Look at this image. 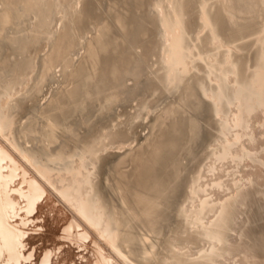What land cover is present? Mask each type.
Masks as SVG:
<instances>
[{"label": "bare ground", "instance_id": "6f19581e", "mask_svg": "<svg viewBox=\"0 0 264 264\" xmlns=\"http://www.w3.org/2000/svg\"><path fill=\"white\" fill-rule=\"evenodd\" d=\"M102 1L104 10L99 9ZM216 1L225 11L232 43L264 37V4L259 0H201L204 27L210 24L205 10H212ZM145 15L153 17L154 26ZM247 18L257 29L236 36L233 32ZM192 23L188 0H0V84L8 79L13 89L20 85L21 72L32 70L31 84L18 100L7 102V112L20 110L21 103L34 104L17 128L20 159L0 143V264H63V246L76 250L80 261L87 258L84 254L91 255L94 264H232L238 262L243 239H255L259 246L252 249L251 264H264V188L238 170L253 155L244 144L254 143L252 114L258 110L264 115V64L252 80L229 88L227 74L218 77L210 56L201 52L206 39L193 42ZM153 31L160 44L159 63L152 70L146 67L143 75ZM188 42L192 50L186 62ZM262 46L264 56V39ZM15 51L26 56L13 62ZM227 53L226 63L230 50ZM193 70L202 96L214 104L211 114L217 121L203 129L216 134L220 150L215 153L203 151L206 136L192 133L191 120L169 106L177 100V84ZM143 76L147 79L141 82ZM196 101L189 94L185 106L195 107ZM164 109L167 120L157 122ZM3 125L0 119V133ZM260 127L264 132V119ZM101 137L105 149L113 146L104 153L100 185L110 207V236L98 232L78 201L83 177L73 178L75 188L68 195L56 189L69 211L26 166L38 171L40 163L68 172L77 151L93 148ZM190 144L184 171L179 162ZM206 160L211 171L217 162L234 166L227 173L230 184L214 183L223 193L217 200L207 191L204 199L198 197ZM56 205L68 212L58 243L37 253L30 241L42 228L35 223L37 212L46 209L42 214L54 220L53 214H63ZM179 215L181 221L172 222ZM258 217L262 223L256 228L253 221ZM167 232L178 250L165 251ZM191 250L195 253L189 254Z\"/></svg>", "mask_w": 264, "mask_h": 264}, {"label": "rangeland", "instance_id": "374dc122", "mask_svg": "<svg viewBox=\"0 0 264 264\" xmlns=\"http://www.w3.org/2000/svg\"><path fill=\"white\" fill-rule=\"evenodd\" d=\"M188 1L191 5V14L193 19V42L199 44L202 39H206L204 48L201 49V52L205 57L207 55L210 56L208 61L210 62V65L216 66L218 77H221L220 72L226 73L227 77L225 83L229 88L235 87L236 82L244 83L252 80L256 71L264 64V56L262 53V42L264 37L261 36L259 39H254L252 37L249 39V42L247 39H245L240 42L232 43V35L227 33V27L223 21L226 18V14L219 1L215 2L212 10H205L210 16V24L207 27H204L202 24L203 18L200 7L201 0ZM259 1L261 4H264V0ZM105 8V1H102L99 9L104 10ZM145 19L151 27L154 26L152 16L145 15ZM245 22L246 24H244V26H241L238 30L233 32L236 36L240 37L241 35H250L258 27V25H255L254 22L248 18ZM27 25L29 24L27 23L26 26ZM149 38L152 42L151 53L144 63L146 66L144 65L145 67L142 70L143 75L147 70L146 67L152 70L156 68L157 64L159 63L158 49L160 44L158 43L156 33L153 31ZM187 45L188 48L183 52V55L185 56V61L189 62L188 57L190 55L189 52L192 50V43L188 42ZM80 49L81 46H78L75 49L74 54L77 55L78 52L81 51ZM207 50H209L208 54L206 53ZM228 50H230V59L229 62L226 63L224 62V59L228 55ZM24 56H26L25 52L15 51L11 54L10 59L11 61L15 62L21 60ZM35 58H37V56ZM21 75L22 80L20 85L13 89H9L8 79L0 84V119L4 122V125L2 126V132L0 133V143L3 144L9 150V152H11L14 156H17L19 159L20 156L18 150L23 151V148L19 146L17 128L24 112L27 110H32L34 104L21 103L20 110H16V112L13 114H8L6 104L10 100H18L19 97L24 93L26 86L31 84V69L21 72ZM146 79L147 78L143 76L141 82L145 81ZM128 80V84H130V78ZM210 80V84L214 88V85H216L214 75L210 76ZM218 84H221V81H218ZM177 85L179 90L174 94L177 100L174 103H170L169 106L173 105L178 115H185L191 120L193 127L189 129L192 133L206 136L205 142L203 144V151H205V153L208 154L210 152H218L220 150V146L216 142V134L203 129L204 127L207 128L208 126L213 125L215 121H217V118H214V116L211 114L214 106L212 100L202 96L200 81L197 79V72L193 70L186 78L182 80V82ZM213 88L212 91H215ZM189 94H194L196 96L197 101L195 107L187 108L185 106L186 96ZM222 106L223 108H226L224 104ZM165 110L166 109H164L159 114L157 122H163L167 120V114ZM34 112H36V110H34ZM119 115H121V113ZM252 118L251 124L255 137V144H249L248 142H244V144L249 150L253 151V155L250 157V160L245 161L238 170L240 175L251 174L254 180H256V183L258 185L261 184L260 186L264 188V132L263 128L260 127L263 122L264 115L261 114L260 111L256 110L252 114ZM157 122L155 121L152 124V127H154ZM104 143V139L101 137L95 141L93 148L86 147L84 149L78 150L73 159L72 165L69 167L70 171L68 172L62 168H53L52 166H44L43 164L39 163L37 169L44 176L41 177L36 169L28 166L27 164L26 166L28 170L36 177V179L44 185L47 191L54 197H57L69 211L72 210L60 199L56 189L63 191L68 195V193H71V190L75 188L72 181L73 178L76 177L80 179L83 177L84 186L81 187V191L78 193V201L80 204L82 203L85 216L95 225L98 232L103 233L105 236H110V234L113 232V225L111 224L109 217L110 207L106 200V193L101 189L100 185L102 182V172L105 169L104 163L107 161L105 160L107 155L104 153L107 150L113 151V146H109L108 149H105L104 145L107 144ZM192 147L193 145L190 144L186 148L183 154V159H181L179 162L184 171L187 165L186 162L190 157V151L192 150ZM34 151L38 159L42 161L43 156L37 150ZM116 156L117 155L112 156L111 158L114 159ZM217 163L218 164H215L214 166V171L209 169L211 165L209 160H206L204 163L203 169L200 173L201 178L199 180L200 189L198 192V197L200 199L205 198L204 191L210 193L213 200L222 198L221 196H223V193H220L221 191L213 187L214 183L222 181L224 184L228 185L231 182V177H228L227 173L233 170V164L229 162ZM190 179L191 176H188V180ZM197 203L198 202L196 201L194 204L197 205ZM73 204L75 203L73 202ZM190 204V200H187L186 205L189 206ZM56 207L62 208L63 214L62 216L53 214L52 216L54 217V220H51L49 217L42 214L46 212V209H44L42 213L40 211L37 212V216L39 218L35 223L41 225L42 228L30 240L33 247L36 248L37 253H39L42 249H52L53 247H56V244L58 243V236L63 225L62 219H65V217L68 215V212L61 205H56ZM74 216L78 218L76 214H74ZM181 218L182 217L179 215L174 220H172V222H180ZM82 223L83 222H81V224ZM258 223H262V219L260 217L253 221V224H255L256 228L259 225ZM82 225L90 230L91 235L95 239H100L96 232H93L87 224L83 223ZM249 227H247V229H249ZM246 236H250L249 232H246ZM163 240L165 243V251L170 247H175L177 250L179 249L178 245L176 244V239L170 236L168 232L165 234ZM240 244L241 247L238 250L237 257L238 262L232 264H251V259L253 256L252 251H257L259 246L255 243V239H243ZM62 250L63 255L61 258L66 259L63 264H68L70 261L74 262L75 264H94L92 261V256L89 254H84L87 256V258L83 261H80L77 251L73 248H70L69 246H63ZM105 250L107 253H113L110 248H105ZM184 250H187V247L184 248ZM194 253L195 252L191 250L189 254ZM227 264H231V262Z\"/></svg>", "mask_w": 264, "mask_h": 264}]
</instances>
